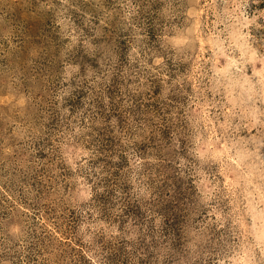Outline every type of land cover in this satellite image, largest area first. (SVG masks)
Masks as SVG:
<instances>
[{"label": "rangeland", "instance_id": "obj_1", "mask_svg": "<svg viewBox=\"0 0 264 264\" xmlns=\"http://www.w3.org/2000/svg\"><path fill=\"white\" fill-rule=\"evenodd\" d=\"M0 264H264V0H0Z\"/></svg>", "mask_w": 264, "mask_h": 264}]
</instances>
